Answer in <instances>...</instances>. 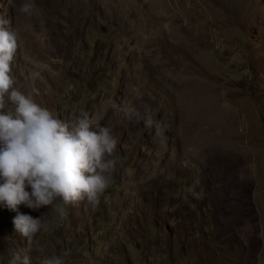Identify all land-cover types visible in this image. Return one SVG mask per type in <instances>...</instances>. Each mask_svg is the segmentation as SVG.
Returning <instances> with one entry per match:
<instances>
[{"label": "rangeland", "instance_id": "374dc122", "mask_svg": "<svg viewBox=\"0 0 264 264\" xmlns=\"http://www.w3.org/2000/svg\"><path fill=\"white\" fill-rule=\"evenodd\" d=\"M166 1L168 22L151 0H34L31 14L0 0L19 37L14 86L117 137L99 205L63 219L18 206L48 224L32 264H264V0ZM15 215L0 208V264L29 248Z\"/></svg>", "mask_w": 264, "mask_h": 264}, {"label": "clouds", "instance_id": "9594fccd", "mask_svg": "<svg viewBox=\"0 0 264 264\" xmlns=\"http://www.w3.org/2000/svg\"><path fill=\"white\" fill-rule=\"evenodd\" d=\"M34 7V0H25L20 11L31 14ZM19 47L16 30L0 14V208L16 213L14 231L29 244L23 254L13 252L8 264H32L28 251L48 224L44 217L21 213L18 206L32 210L50 206L63 219L69 204L99 205L118 163L117 137L109 127L94 123L88 113L69 124L38 104L33 95L18 90L13 67ZM113 107L129 121L140 115L131 107ZM141 119L147 128L154 124L149 110ZM39 264L66 261L64 256H48Z\"/></svg>", "mask_w": 264, "mask_h": 264}, {"label": "bare ground", "instance_id": "6f19581e", "mask_svg": "<svg viewBox=\"0 0 264 264\" xmlns=\"http://www.w3.org/2000/svg\"><path fill=\"white\" fill-rule=\"evenodd\" d=\"M152 1V3L154 2V3H156V5L159 7V14L163 17V18H165V20L168 22V21H170L171 20V18H173V14L172 13H170L169 12V8H168V4H167V1L166 0H151ZM153 5V4H152ZM156 6V7H157ZM153 7H154V5H153ZM156 11V10H155ZM163 23H164V21H162ZM167 22H166V26H167ZM173 22V21H172ZM28 23H29V21H28ZM27 23V24H28ZM164 27V26H163ZM174 27V26H173ZM20 29V28H19ZM172 30H173V28H172ZM22 31V30H21ZM25 31V30H24ZM32 31V30H31ZM179 31V30H178ZM173 32V31H172ZM175 32V31H174ZM183 32V31H182ZM28 33H30L29 31H28ZM180 34V33H179ZM33 35V34H32ZM22 36H24V35H22ZM177 36H178V34H177ZM34 38V37H33ZM38 38V37H37ZM152 38V37H151ZM150 38V39H151ZM163 38V37H162ZM174 38V37H173ZM176 38V37H175ZM23 39V38H22ZM159 39H160V37H159ZM170 39V38H169ZM182 39V38H181ZM170 40H172V39H170ZM177 40V39H176ZM179 40V39H178ZM26 41V40H25ZM173 41V40H172ZM181 41H183V40H181ZM24 42V41H23ZM25 43V42H24ZM41 43V42H40ZM30 44V43H29ZM151 45V44H150ZM24 46V45H23ZM29 47V46H28ZM34 47V46H33ZM177 51H178V49L181 47V46H179V43L177 44ZM40 48V47H39ZM33 50H34V48H33ZM183 50V49H182ZM23 51H25V50H23ZM29 51V50H28ZM40 51V50H39ZM42 51V50H41ZM184 51V50H183ZM36 53V52H35ZM187 53V52H186ZM28 56H29V54H28ZM174 56V55H173ZM34 57V56H33ZM49 58V57H48ZM175 58V57H174ZM177 58V57H176ZM29 59H30V57H29ZM35 59V58H34ZM38 59V58H37ZM27 60V59H26ZM44 60H46V59H44ZM30 61H32V60H30ZM41 61V60H40ZM48 61V60H47ZM43 62V61H42ZM41 62V63H42ZM46 62V61H45ZM161 62V61H160ZM37 63V62H36ZM38 64V63H37ZM34 65V64H33ZM36 66V65H35ZM38 66V65H37ZM43 66V65H42ZM40 67V66H39ZM52 67H53V65H52ZM51 69V68H50ZM53 69V68H52ZM58 71V70H57ZM181 73V72H180ZM61 80V79H60ZM167 80V79H166ZM58 81V80H57ZM59 82V81H58ZM177 84V83H176ZM213 151V150H212ZM217 153V152H216ZM218 154V153H217ZM214 155H215V153H214ZM198 157V156H197ZM210 158V157H209ZM223 168V167H222ZM227 171V170H226ZM219 177H221V176H219ZM225 183V182H224ZM233 190V189H232ZM230 203H232V202H230ZM241 211V210H240ZM249 214H247L246 216H248ZM250 216V215H249ZM230 218V217H229ZM251 218V217H250ZM235 219V218H234ZM240 219V218H239ZM228 220H230V219H228ZM250 222V221H249ZM229 225V224H228ZM230 228V227H229ZM232 228V227H231Z\"/></svg>", "mask_w": 264, "mask_h": 264}]
</instances>
